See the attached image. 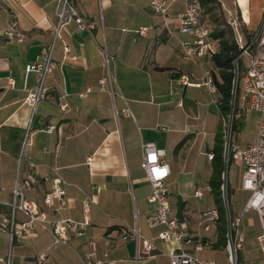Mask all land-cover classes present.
I'll return each instance as SVG.
<instances>
[{"label": "crops", "instance_id": "crops-1", "mask_svg": "<svg viewBox=\"0 0 264 264\" xmlns=\"http://www.w3.org/2000/svg\"><path fill=\"white\" fill-rule=\"evenodd\" d=\"M220 1L226 13H233L231 0ZM232 3L239 7L245 28L258 31L264 0ZM57 4L58 0H0V263L9 258L10 264H32L31 256L43 252V264H80L87 255L107 264H169L168 253L176 244L157 238L163 226L150 228L146 222L156 206L148 200L151 187L141 167L142 144L151 142L163 149L169 167L165 182L170 216L190 240L183 248L215 264H230L227 247L216 243V219L202 214L211 208L218 211L209 185L210 155L218 126L225 121L217 105L220 93L212 77L216 67L211 54L184 59L180 40L188 35L173 22L167 26L149 0H74L93 29L83 34L73 19L60 29L53 49L56 67L44 82L46 96L31 106L24 99L37 73H26L25 65L38 61L41 48L53 41ZM183 5L177 0L171 11ZM10 11L17 14L25 33L22 42L2 34ZM143 26L148 28L146 35L137 36ZM248 63L249 56L243 59V71ZM206 71L213 91L205 83ZM180 72L189 74L193 84H177ZM238 104L241 122L249 108L243 93ZM125 108L129 114L123 113ZM258 120L259 114L250 136L234 143L243 147L253 142ZM26 137L30 144H24ZM227 159L240 172V178L231 181L227 160V243L228 234L233 238L241 231L244 242L236 252L237 264H264V250L256 241L257 212L244 209L250 192L241 187L243 166ZM28 177L35 182L23 196L36 201L49 218L81 221L86 215L89 224L83 235H70L67 244L55 247L40 224L25 237L11 235V226L27 219L12 210L13 189L16 181ZM54 177L65 189L67 204L60 210L43 202ZM196 190L202 198L194 196ZM222 205L225 208L224 199ZM144 240L156 246L148 258L140 255Z\"/></svg>", "mask_w": 264, "mask_h": 264}, {"label": "built area", "instance_id": "built-area-1", "mask_svg": "<svg viewBox=\"0 0 264 264\" xmlns=\"http://www.w3.org/2000/svg\"><path fill=\"white\" fill-rule=\"evenodd\" d=\"M176 1L149 0V6L154 13L163 18L167 26L173 22L177 24L181 33L188 35V38L180 40L182 57L184 59H194L195 57L214 53L217 50V44L210 37L212 27L201 18L202 7L200 0H183V8L178 12H172L170 6ZM72 18L79 31L88 30L90 32L93 29L92 24L86 21L76 9L74 0H58L57 24L54 28L53 41L41 48L38 61L25 65L26 73H37L36 84L27 90L24 99L31 106H35L39 100L46 96L45 78L56 67V62L53 59L54 44L59 36L60 29ZM227 18L230 25L237 31L238 42L243 48L242 54H249V63L240 79L243 97L247 100L249 109L259 114L255 140L243 147L229 142L228 157L243 166L241 187L250 192V197L244 209H252L257 212L260 232L256 235V241L259 247L264 250V25H262L253 42H251L252 38L249 43L244 44L243 38L238 32L237 15L229 11ZM147 30V27H139L136 30V35L145 36ZM2 34L9 41L22 42L25 39V33L19 27L18 16L14 11H10V18L2 29ZM252 43L255 46L249 52L248 48ZM64 48L67 53L70 51L68 45H65ZM76 57V55L71 54L72 59ZM205 78V83L209 89L215 90V85L208 71L205 72ZM175 80L179 85L193 84L189 74L185 72L178 73ZM100 82L102 84L103 80ZM13 85V80L9 79L8 86L13 87ZM80 95H84V93H80ZM123 113L129 114L128 109H123ZM51 128L53 126L48 127L49 130ZM30 143V138L26 137L24 144ZM163 154V149L155 147L151 142L142 144L141 167L144 169L151 187L148 200L156 205L154 211L146 217L147 225L150 228L163 226L157 233V238L165 242L172 241L176 244L175 248L168 253L169 264H215L212 260L201 259L183 248V245L190 243V240L178 229V220L170 216L168 188L165 182L169 174V167L162 158ZM33 182L35 180L32 177L16 181L10 205L13 212L16 210L21 211L26 215L27 219L16 226H11V235L18 238L25 237L33 230L35 224H40L48 229L53 247L58 244H67L70 235H83L86 226L89 224V219L86 215L81 221L62 217L49 218L47 212L40 210L36 201L26 199L23 196V190L31 188ZM194 196L202 198L203 195L201 191L196 190ZM43 202L49 207L54 206L55 210H60L66 206L65 189L59 177L52 179L50 190L43 196ZM88 203L87 198L83 200L85 212L88 210ZM202 214L207 218L217 219L218 217V211L214 208L207 209ZM0 228H3V226L0 225ZM231 241L234 256L230 252L229 243H227L226 247L229 263L234 264V262L237 263L236 252L242 248L244 242L243 233L236 231ZM155 248L153 241L144 240L140 252L141 257L148 258L153 256ZM196 248L200 249L201 244H197ZM31 259L32 264H43L46 260V254L41 252L32 255ZM6 264H10L9 258ZM80 264H107V262L103 259L91 260L89 255H87L80 258Z\"/></svg>", "mask_w": 264, "mask_h": 264}, {"label": "trees", "instance_id": "trees-1", "mask_svg": "<svg viewBox=\"0 0 264 264\" xmlns=\"http://www.w3.org/2000/svg\"><path fill=\"white\" fill-rule=\"evenodd\" d=\"M231 8L233 12L237 15L238 18V32L242 34L244 44H247L251 41L254 36V32L248 31L244 22L241 18L239 10L233 5L232 0ZM201 3V18L206 21L211 27L212 31L210 34L211 39L216 41L217 50L214 53H211L210 59L216 67V73L212 71V77L216 87L220 93V98L217 101V105L220 109V112L224 116H228L230 111V100H231V90H232V81L234 76V60L242 49V46L237 39V31L230 25L228 22L227 14L223 10L222 3L220 0H200ZM254 43L250 45L248 51H252L254 48ZM242 56V55H241ZM239 56L237 59V69H238V78L236 83V91L233 105V116L231 123V131L236 128L240 123L239 117L236 116L239 113V116L242 115V110L239 107L238 100V83L240 82L241 77L239 76L242 57ZM218 76V77H217ZM224 132L223 125L220 122L216 135L215 143L213 146V155L211 159V173L209 177V185L211 192L219 204L218 206V217L216 219V234L217 240L216 243L218 246L226 247L227 245V220L225 208L222 205V173L224 168L223 160V147H224ZM230 159L228 160L229 166Z\"/></svg>", "mask_w": 264, "mask_h": 264}, {"label": "rangeland", "instance_id": "rangeland-1", "mask_svg": "<svg viewBox=\"0 0 264 264\" xmlns=\"http://www.w3.org/2000/svg\"><path fill=\"white\" fill-rule=\"evenodd\" d=\"M237 8L239 10V7H237ZM226 14L228 15V13H226ZM256 31H257V29L255 30V33H256ZM241 37H242V34H241ZM241 55L240 56L242 57L241 58L242 59V64H241V68H240V72H239V76L240 77H241V75L243 73V59L248 58L249 54L246 53V54H241ZM237 72H238V69H237ZM237 78H238V74H237ZM238 86H239L238 94H239V99H240V97L242 95L241 83L240 82L238 83ZM257 117H258L257 112L247 108V110L245 112V115H244V118L241 119V122L232 131L230 129L229 142L231 141V143H234L235 141L238 140L239 142L242 143L248 136H250V134L254 131L255 122H256ZM227 127H228V116H225V121H224V124H223V132H224V139L225 140H226V137H227ZM225 140H224V142H225ZM239 178H240L239 170L235 169L233 164L230 162L229 179L231 181H236ZM0 264H3V262H1Z\"/></svg>", "mask_w": 264, "mask_h": 264}, {"label": "water", "instance_id": "water-1", "mask_svg": "<svg viewBox=\"0 0 264 264\" xmlns=\"http://www.w3.org/2000/svg\"><path fill=\"white\" fill-rule=\"evenodd\" d=\"M262 25H264V18H262V21L260 23V26L258 28V31L256 32V34L254 35L253 39L251 42L254 41V39L256 38V36L258 35L260 29L262 28ZM88 30H83V34H87ZM243 48L241 49V51L239 52V54L237 55L236 59L234 60V76H233V81H232V90H231V100H230V111H229V115H228V127H227V137L226 140L224 142V151H223V160H224V168H223V173H222V195H223V199H224V203H225V210H226V216H227V226L229 228L230 226V219H229V211L227 208V202H226V176H227V157H228V144H229V133H230V129H231V123H232V116H233V105H234V98H235V91H236V83H237V59L238 57L242 54ZM228 243H229V247H230V252L232 254V256H234V250L232 247V241L230 238V235L228 234ZM234 264H237L236 262H234Z\"/></svg>", "mask_w": 264, "mask_h": 264}]
</instances>
